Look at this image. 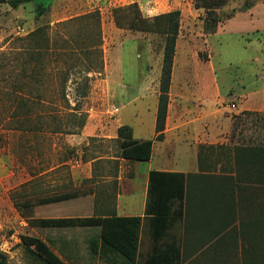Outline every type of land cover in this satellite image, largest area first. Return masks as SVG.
<instances>
[{
	"label": "rangeland",
	"instance_id": "rangeland-1",
	"mask_svg": "<svg viewBox=\"0 0 264 264\" xmlns=\"http://www.w3.org/2000/svg\"><path fill=\"white\" fill-rule=\"evenodd\" d=\"M189 1L192 10L187 5L185 14L182 16L181 13L176 68L178 70L184 61H189L194 67L199 63V73L206 74L207 80L215 72L220 99L211 98L204 113L209 114L213 104L215 109H222L223 117L238 119L234 136L227 133L215 141L219 145L217 153L224 160L220 171L233 173L239 168L237 157L238 160L240 157H253L254 146L264 145V117L261 115L264 111L247 114L238 106L240 100L247 101L250 97L254 102L264 100V0H258L246 11L239 10L243 4L241 0L231 1L224 7V12L233 8L238 12L220 23L216 33L211 34L204 27V11L197 10ZM49 2L40 19L35 18L33 3L18 9L0 3V112L5 111V118L0 119V250L8 255L10 264H44L24 246L23 235L47 239L68 264H87L86 239L91 234L87 228H47L40 226L35 219L88 215L92 212L94 198L90 203L88 197L52 203L39 201L72 191L91 189L94 192L93 186L100 183L118 184L120 179L103 177L113 168L126 184V179L131 178L130 173L138 167L132 161L121 163L122 159L113 158L121 154L115 127L119 109H122L121 102L136 101L130 105L132 108L123 110L122 116L127 121L125 124L135 128L137 136L145 133L152 136V127L149 128L151 114L146 109L151 108L153 101L154 104L156 102L152 95L138 102L135 92L118 90L119 83L136 84L142 73L157 72L155 92L159 102L164 41L157 34L118 25L114 10L137 2L142 15L152 18L172 10L168 1ZM150 8L152 11L148 10ZM86 15L90 17L91 29H99L101 42L92 48L99 47L100 51L95 56L80 57L66 63L61 54H55L56 49L69 48L64 46L66 39L71 40L68 44L77 52L86 46L83 41L77 44L73 40L79 36L77 33L87 28L83 20ZM43 25L51 39V48L44 61V80L33 88L29 85L23 88L14 86L25 58L23 49L26 41L23 38ZM209 61L214 71L207 67L210 66ZM61 76L66 99L62 97ZM208 87L206 94L213 97V87L210 84ZM14 90L31 96V99H38L37 94L43 95L39 97L41 104L36 107L42 114L41 118L34 113L24 127L17 126L9 117L14 104L1 97ZM242 94L246 97L242 98ZM170 102L169 96L168 112ZM138 110L144 113L138 116ZM169 115L174 117V113ZM262 156L264 159V152ZM97 157L101 159L92 163L91 159ZM145 166L147 164L143 163ZM242 171L252 183L239 184L234 189L237 212L232 216V224L224 228L223 235H218L216 244L188 255L183 264H264V227L257 219L259 210L264 209V182H257L255 169L252 174H248L247 169ZM223 200L230 199L224 197ZM230 218V214L223 212L221 215L223 221ZM72 238L78 240L82 251L80 256L75 254V240Z\"/></svg>",
	"mask_w": 264,
	"mask_h": 264
},
{
	"label": "crops",
	"instance_id": "crops-1",
	"mask_svg": "<svg viewBox=\"0 0 264 264\" xmlns=\"http://www.w3.org/2000/svg\"><path fill=\"white\" fill-rule=\"evenodd\" d=\"M165 1H168L170 9L180 10L182 16L186 12L185 7L187 5H190L191 9L189 0ZM148 10L152 11V8ZM191 13L193 12L191 11ZM198 64L197 67H194L189 61H184L177 70L175 60L170 88L171 102L168 112L169 114L174 113V117L168 114L164 139L154 141L151 158L142 161L113 157L115 160L122 159L121 163L132 161L137 165L138 168L130 173L131 178L126 179L127 183L124 184L123 177H119L118 170V173H116V168H113V171H106L103 177H109L107 180L115 177V179H120V183H100L93 186L94 192L75 198L88 197L89 203L91 198H94L92 212L85 216H104L107 213H116L117 216L141 217L139 254L143 262L155 254L163 252L170 254L176 248L180 251L181 258H184L196 253V251L198 253L200 249L209 248L213 243L216 244L218 235H223L224 228L230 226L233 222V219H231L230 224L225 225L223 219H221L224 191L232 193L239 184L252 183L250 181L240 182L237 177V169L233 173L220 171L224 165V160L222 155L217 153L219 145H216L215 141L219 137H224L227 133L234 136L239 122L236 118L223 117V114H221L222 109H215L213 104L210 113L205 115L204 112L208 109L209 100L211 98L220 99V89L217 86L215 72H213L211 79L207 80L206 74L199 73L200 67ZM208 64L210 66L207 67L214 71L213 64L210 61ZM157 77V72L148 71L142 73L141 76L139 75L136 84L119 83L118 90L123 93L128 90L135 92L138 102L151 95L154 96L156 103L154 104L153 101L151 108L147 107L146 109L151 114L149 128L152 127V136H149V133L137 136L135 128L130 124L133 128L134 137L138 140L153 139L156 135L158 98L155 91L158 85ZM175 81H177L176 85H174ZM208 84L213 87V97H208L206 94V91H209ZM245 95L242 94V98H245ZM133 102L136 101L126 104L124 101L121 102L122 109H119L120 115L116 119V131L127 122L124 121L122 112L124 109L132 108L133 106L130 105L134 104ZM238 106H241V110L244 111L261 113V111H264V100L263 102H254L253 97H250L247 101L240 100ZM142 113L144 111L138 110L136 112L138 116ZM100 159L101 157H97L91 159V161L95 163ZM143 163L147 166L143 167ZM119 167H122V164H119ZM152 171L179 172L186 175L183 206L181 208L180 200H174L171 206L172 211H176V213L167 218L146 213L149 200L150 173ZM224 175L231 176V182L225 181ZM108 192L112 194L109 195ZM230 215L232 218L233 213H230ZM82 228H87L91 233L86 239L88 245L87 264H127L122 256L111 249L103 251L101 247V228L99 226ZM72 239L75 240L73 242L75 244V254L80 256L82 251L79 249L78 240L76 238ZM44 240L49 243L47 239Z\"/></svg>",
	"mask_w": 264,
	"mask_h": 264
},
{
	"label": "trees",
	"instance_id": "trees-1",
	"mask_svg": "<svg viewBox=\"0 0 264 264\" xmlns=\"http://www.w3.org/2000/svg\"><path fill=\"white\" fill-rule=\"evenodd\" d=\"M50 0H0V3H7L13 9H18L21 6L33 3L35 5V18L40 19L49 7ZM197 10L204 11V27L207 33H216L218 25L235 16L238 9L233 8L230 12H224V7L234 0H191ZM243 2L239 10L246 11L253 7L258 0H241ZM115 21L118 25L128 28L133 31L150 32L157 34L163 39V63L161 71V84L159 89V102L156 118V135L153 139L138 140L134 137L133 128L130 125L124 124L117 130V140L119 148L121 149L120 157L130 160H149L153 154L154 141L164 139V131L166 128L168 116V104L170 96V88L172 82V74L175 63L177 41L180 33L181 11L171 10L166 13L156 15L152 18H147L142 15L137 2H134L127 7H118L114 10ZM90 17L87 15L83 18L86 22L79 33V36L73 37L75 42L83 41L85 47H81L80 51L71 49L72 45L68 43L71 41L66 39L67 49L57 47L56 55L61 54L64 62L72 60L77 61L82 58L95 56L99 53L98 48L92 46L98 45L101 42L99 29L92 28L89 23ZM79 37V38H78ZM26 41L24 44V54L22 66L17 81L14 86L29 85L31 88L37 84H42L44 80V61L46 54L51 48V39L49 31L46 26H39L28 33L23 38ZM89 40V41H88ZM54 43V42H53ZM53 45V44H52ZM62 50V51H60ZM62 77V97L67 98L65 92V84ZM32 93V91H31ZM43 95L37 94L38 99H31V96L19 94L18 90L14 92L4 93L1 97L8 99V102L14 104L15 108L9 112V117L14 120L18 127H24L31 121L32 115L35 113L37 117L41 118L42 114L36 110L38 103L41 104L39 97ZM35 106V107H34ZM247 114H261L259 112L244 111ZM264 117V114H261ZM5 118V111L0 112V119ZM38 128V127H37ZM262 143V142H260ZM239 147V146H238ZM253 157H238L236 163L237 177L240 182H247L248 179L243 175V170L247 169L248 174H252L255 169L257 182H264V159L262 153L264 152V145L257 144L254 146ZM255 156V157H254ZM226 180H231V176L224 175ZM254 182V179H249ZM186 185V175L179 172L168 171H152L150 173L149 181V200L147 204L146 213L155 214L157 217L162 216L167 218L176 211H172V202L174 200L181 201V208L183 206L184 192ZM92 192L88 191H72L67 193L55 194L40 199V203H52L68 201L79 196L86 195ZM235 190L232 193L223 194L230 200L223 201L224 214H234L236 210ZM232 202V203H231ZM232 211V212H231ZM261 216V217H260ZM260 217V218H259ZM231 219L224 220L225 225L230 224ZM259 224L264 227V209L259 210L257 217ZM36 222L47 228H72V227H89L99 226L101 228V247L111 249L118 255L122 256L127 264H183L185 257L181 258L180 251L176 248L170 254L159 253L155 254L142 261L139 254L140 234L142 218L139 216H117L116 213H107L106 215L93 216H70V217H47L35 219ZM22 243L36 258L44 264H68L64 258L57 254L51 245L43 238L34 235H23ZM99 243V241H98ZM98 245V244H95ZM0 264H10L8 255L0 250Z\"/></svg>",
	"mask_w": 264,
	"mask_h": 264
},
{
	"label": "built area",
	"instance_id": "built-area-1",
	"mask_svg": "<svg viewBox=\"0 0 264 264\" xmlns=\"http://www.w3.org/2000/svg\"><path fill=\"white\" fill-rule=\"evenodd\" d=\"M233 106H236V105H233Z\"/></svg>",
	"mask_w": 264,
	"mask_h": 264
}]
</instances>
